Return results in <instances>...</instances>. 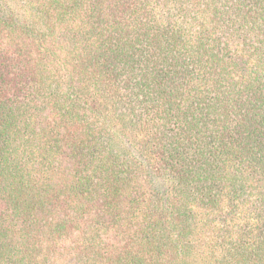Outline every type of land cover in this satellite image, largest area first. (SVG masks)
Masks as SVG:
<instances>
[{
    "label": "trees",
    "instance_id": "obj_1",
    "mask_svg": "<svg viewBox=\"0 0 264 264\" xmlns=\"http://www.w3.org/2000/svg\"><path fill=\"white\" fill-rule=\"evenodd\" d=\"M0 264H264V0H0Z\"/></svg>",
    "mask_w": 264,
    "mask_h": 264
}]
</instances>
